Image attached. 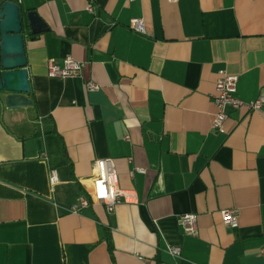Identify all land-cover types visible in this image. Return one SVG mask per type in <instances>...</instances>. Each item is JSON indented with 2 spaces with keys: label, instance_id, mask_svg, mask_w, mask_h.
Returning a JSON list of instances; mask_svg holds the SVG:
<instances>
[{
  "label": "crops",
  "instance_id": "1",
  "mask_svg": "<svg viewBox=\"0 0 264 264\" xmlns=\"http://www.w3.org/2000/svg\"><path fill=\"white\" fill-rule=\"evenodd\" d=\"M11 1L36 29L24 34L31 106L0 95V264H264V103L216 132L211 100L220 71L240 100L264 99V0ZM66 57L80 75L48 77ZM98 159L113 160L128 202L69 213ZM232 208L236 229L220 215Z\"/></svg>",
  "mask_w": 264,
  "mask_h": 264
},
{
  "label": "built area",
  "instance_id": "2",
  "mask_svg": "<svg viewBox=\"0 0 264 264\" xmlns=\"http://www.w3.org/2000/svg\"><path fill=\"white\" fill-rule=\"evenodd\" d=\"M175 1V0H170ZM88 10L92 12L90 4ZM129 27L137 33H144L142 19H131ZM82 65L74 61L71 57L63 60L61 67L50 64L47 75L50 78L67 79L80 75ZM237 76L227 75L224 71L218 73L215 81L214 93L211 96L213 106L216 110L212 130L216 132L223 131V125L232 111L245 108L248 112L261 111L264 103L262 97L254 101L244 102L236 97ZM86 89L90 92L97 91L98 86L92 83L86 84ZM44 160H47L45 153L41 154ZM135 173H144L143 169H135L130 175ZM91 187L84 194L78 196L68 208L69 213L79 214L87 209L91 204H102L108 213H113L115 207L127 201V192L118 186V177L115 165L112 159H98L93 163V173L90 177ZM49 182L54 185L58 182L57 172L55 169L49 170ZM239 210L232 208L220 211L222 223L229 229L238 227ZM179 225L182 228L183 235L186 237H195L197 234V216L195 214H184L179 218ZM168 253L172 258L178 260L181 257L180 247H170Z\"/></svg>",
  "mask_w": 264,
  "mask_h": 264
},
{
  "label": "water",
  "instance_id": "3",
  "mask_svg": "<svg viewBox=\"0 0 264 264\" xmlns=\"http://www.w3.org/2000/svg\"><path fill=\"white\" fill-rule=\"evenodd\" d=\"M27 16L26 24L19 5L0 0V95L8 110L31 106L29 75L24 48L25 28L36 29Z\"/></svg>",
  "mask_w": 264,
  "mask_h": 264
}]
</instances>
